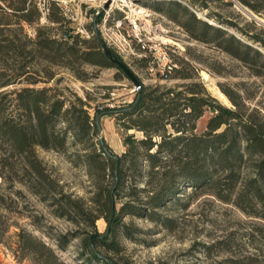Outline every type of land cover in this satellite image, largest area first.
I'll list each match as a JSON object with an SVG mask.
<instances>
[{
    "label": "trees",
    "instance_id": "16d2710c",
    "mask_svg": "<svg viewBox=\"0 0 264 264\" xmlns=\"http://www.w3.org/2000/svg\"><path fill=\"white\" fill-rule=\"evenodd\" d=\"M239 1L264 18V0ZM213 2L233 5L230 0H191L192 8L182 0L162 4L191 38L242 63L264 88V25L255 18L244 17L241 25L223 17L209 10ZM54 7L58 8L56 0H51L47 18L59 24L57 36L38 27L30 38L23 23L40 18L37 1L0 0V207H11L25 190L47 203L55 215L71 220L80 216L89 227L81 238L80 253L87 264L89 260L126 264L115 259L121 247L112 238L118 229L127 234L123 217L162 221L160 209L177 202L185 187L191 189L189 198L208 193L264 222V111L246 102L256 94L246 92L241 82L240 91L223 90L231 106L220 103L208 92L197 67L183 57L160 74V79L179 80L173 84L146 85L124 61L139 81L134 97L114 107L95 106L91 114V104L77 94L69 98L54 86L35 87L54 74L47 66L34 68V64H63L74 71L75 63L88 62L116 67L132 79L115 61L122 58L100 38L85 46L90 40L62 30L65 18ZM193 7L209 10L207 19ZM192 59L200 62L199 56ZM75 74L86 79L84 70ZM206 111L210 116L205 129L197 133V121ZM103 113L113 115L123 131L121 154L98 136ZM69 144L78 147L76 156L93 179L89 204L65 192L38 154L39 148L62 152ZM100 218L106 221L103 233L96 227ZM15 235L21 257L35 264H66L33 232L20 228ZM71 237L73 233L59 234L57 245L65 247Z\"/></svg>",
    "mask_w": 264,
    "mask_h": 264
},
{
    "label": "rangeland",
    "instance_id": "374dc122",
    "mask_svg": "<svg viewBox=\"0 0 264 264\" xmlns=\"http://www.w3.org/2000/svg\"><path fill=\"white\" fill-rule=\"evenodd\" d=\"M36 1L41 16L34 23H23V32L27 37L34 38L37 28L45 27L57 36L59 24L47 18L51 11V0ZM107 1L56 0L58 8L54 7L53 11L65 18L62 30L76 34L79 39L90 40L85 46L94 44L93 38H100L146 85L179 81L160 79L165 62L162 56L164 52L172 63L183 57L195 65L208 92L220 103L231 106L223 90L232 88L240 91L238 83L244 82L246 92L256 94L246 102L250 106L262 107L264 111V88L259 86L261 79L251 75L242 63L222 51L191 38L167 15L162 4L164 0H128L132 5L121 0H109L105 7ZM182 1L192 8L191 0ZM230 1L232 7L213 2L209 10H216L221 16L232 18L241 25L244 17L255 18L262 24L239 0ZM138 9L143 11L138 13ZM193 9L199 17L207 19L209 10ZM100 15L99 21L97 18ZM175 15L178 19L182 18L180 14ZM193 56H199L200 62L192 59ZM38 64L50 68L54 76L48 82L33 84L35 87L54 86L63 90L69 98H73L72 93L77 94L91 104V114L95 106L104 109L124 104L132 100L136 92L133 82L116 67L77 62L73 66L74 71L63 64L36 63L34 68ZM83 70L86 72L84 80L75 74ZM22 85L25 84L18 86ZM209 116L210 112L206 111L199 118L197 133L205 129ZM99 122L101 131L98 136L114 153L121 154L125 149L123 131L114 116L103 113ZM129 132H134L137 137L142 136L139 131ZM77 150L76 145L69 144L62 152L39 148L38 154L65 192L89 204L94 192L93 179L87 167L77 158ZM190 190V187H185L184 195L181 194L177 202L168 203L160 209L162 221L137 216L123 217L128 225L127 234L118 229L112 236L121 247L115 259L126 264H264V222L208 193L189 198L187 193ZM24 194L15 199L11 207H0V264H35L29 258L21 257L16 250L15 233L20 228L33 232L51 245L66 264H87L80 255L81 238L89 230L83 218L75 216L71 220L55 215L47 203L25 190ZM6 225L9 228L4 232ZM96 227L98 232L103 233L106 221L98 219ZM62 233H73L75 237H71L67 245L61 248L57 245V236ZM88 264L99 263L89 260Z\"/></svg>",
    "mask_w": 264,
    "mask_h": 264
},
{
    "label": "water",
    "instance_id": "95a60500",
    "mask_svg": "<svg viewBox=\"0 0 264 264\" xmlns=\"http://www.w3.org/2000/svg\"><path fill=\"white\" fill-rule=\"evenodd\" d=\"M108 4H109V0L106 2L105 7H107ZM248 11H249V13H250L251 15L257 17V18L260 20V22H261L262 24H264V19H263V18L259 17L257 14H255V13H254L253 11H251V10H248ZM115 61L117 62V64H118L120 67H122V68L124 69L125 73H126L131 79H132V81L134 82L135 86H136V87H139V81H138L137 77L135 76V74L133 73V71H131V70L129 69V67L126 66L125 62H124V61H121V60H119V59H115Z\"/></svg>",
    "mask_w": 264,
    "mask_h": 264
},
{
    "label": "built area",
    "instance_id": "2783aa9c",
    "mask_svg": "<svg viewBox=\"0 0 264 264\" xmlns=\"http://www.w3.org/2000/svg\"><path fill=\"white\" fill-rule=\"evenodd\" d=\"M163 58L165 59V62L163 63V67L162 69H165L166 67H170V60L169 58L166 56V54L163 52Z\"/></svg>",
    "mask_w": 264,
    "mask_h": 264
},
{
    "label": "bare ground",
    "instance_id": "6f19581e",
    "mask_svg": "<svg viewBox=\"0 0 264 264\" xmlns=\"http://www.w3.org/2000/svg\"><path fill=\"white\" fill-rule=\"evenodd\" d=\"M113 1H116V0H113ZM121 1H124V2H127L129 5H132L133 3H131L130 1L128 0H121ZM143 10L142 9H138L136 12L140 13L142 12Z\"/></svg>",
    "mask_w": 264,
    "mask_h": 264
}]
</instances>
